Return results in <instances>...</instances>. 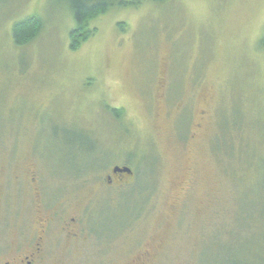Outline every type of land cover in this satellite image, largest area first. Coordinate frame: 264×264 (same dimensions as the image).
I'll return each mask as SVG.
<instances>
[{
	"label": "rangeland",
	"instance_id": "1",
	"mask_svg": "<svg viewBox=\"0 0 264 264\" xmlns=\"http://www.w3.org/2000/svg\"><path fill=\"white\" fill-rule=\"evenodd\" d=\"M74 27L0 0V241L49 216L41 264H264V0L116 6L77 50Z\"/></svg>",
	"mask_w": 264,
	"mask_h": 264
},
{
	"label": "trees",
	"instance_id": "2",
	"mask_svg": "<svg viewBox=\"0 0 264 264\" xmlns=\"http://www.w3.org/2000/svg\"><path fill=\"white\" fill-rule=\"evenodd\" d=\"M73 14L75 27L71 31V49L77 50L83 43L90 40L96 33V29H90L89 23L98 16L105 15L116 6L139 8L146 2L165 3L169 0H66ZM43 28L40 18H30L16 23L13 28V42L17 47H24L34 41ZM264 44V40L262 41ZM115 114L118 115L117 112ZM118 119V117L116 118ZM120 119V118H119ZM118 119V121H120ZM84 170V169H82ZM81 172V171H76ZM68 175H72L68 173Z\"/></svg>",
	"mask_w": 264,
	"mask_h": 264
},
{
	"label": "flooded vegetation",
	"instance_id": "3",
	"mask_svg": "<svg viewBox=\"0 0 264 264\" xmlns=\"http://www.w3.org/2000/svg\"><path fill=\"white\" fill-rule=\"evenodd\" d=\"M120 168H128V167H120ZM87 170V169H85ZM81 172H78L79 174ZM75 174V175H77ZM113 178L120 177H128L133 178L132 176H128L126 174L123 175H115L112 171ZM109 183L112 182V178H109ZM68 220H66L63 224V232L68 236V239L71 241H78L83 234V232L87 233L86 228L82 227V219L79 217L71 219L69 224H66ZM55 223V219L51 217L46 218H38L36 222V228L33 232V238L30 240L25 238V243L22 241H18L16 243L23 244L22 246H16V249H13V245H6L5 241H0V264H41L45 261V253H46V243L48 239V235L52 225ZM65 226V227H64ZM87 226V225H86ZM1 236V234H0ZM148 254H145L144 257H147ZM140 262L142 259H139Z\"/></svg>",
	"mask_w": 264,
	"mask_h": 264
},
{
	"label": "water",
	"instance_id": "4",
	"mask_svg": "<svg viewBox=\"0 0 264 264\" xmlns=\"http://www.w3.org/2000/svg\"><path fill=\"white\" fill-rule=\"evenodd\" d=\"M113 173L115 175H123V174H126L128 176H132L133 175V172H132L131 169H129V168H120V167L114 168Z\"/></svg>",
	"mask_w": 264,
	"mask_h": 264
}]
</instances>
